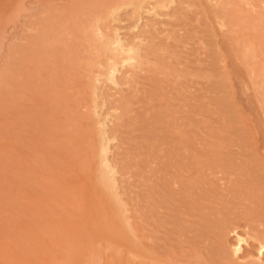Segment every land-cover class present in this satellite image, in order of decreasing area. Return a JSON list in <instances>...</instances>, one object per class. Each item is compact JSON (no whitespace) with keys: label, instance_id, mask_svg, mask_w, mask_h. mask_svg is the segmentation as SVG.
<instances>
[{"label":"bare ground","instance_id":"1","mask_svg":"<svg viewBox=\"0 0 264 264\" xmlns=\"http://www.w3.org/2000/svg\"><path fill=\"white\" fill-rule=\"evenodd\" d=\"M165 2L41 0L30 11L0 67V264H264V141L244 127L230 134L238 112L222 63L228 56L236 72L246 69L264 101V0H217L206 14L214 39L213 26H226L225 50L212 40V69L196 72L211 92L224 91L211 95L213 108L185 98L189 72L155 39L157 21L124 39L106 28L123 5L141 16ZM25 4L0 0V48ZM184 7L172 16L184 18ZM121 70L127 92L116 116L133 111L136 94L147 106L136 118L143 142L122 160L137 182L133 213L98 108L106 103L98 81L119 84ZM179 93L184 103L176 107ZM207 109L223 113V126L195 118Z\"/></svg>","mask_w":264,"mask_h":264},{"label":"rangeland","instance_id":"2","mask_svg":"<svg viewBox=\"0 0 264 264\" xmlns=\"http://www.w3.org/2000/svg\"><path fill=\"white\" fill-rule=\"evenodd\" d=\"M166 1L167 2H165V5L163 7L158 8L157 14L144 12L141 16L133 13V5H123L116 11L115 19L110 21L109 25L106 26V28L108 31H110L111 28L118 30L119 34L124 39L133 37L136 34L143 33L144 28H146V22L157 21V29H160L161 31L158 33V36H156L155 39L158 42L164 41L165 44H168L166 45L169 47V49L175 51V54L170 53L172 55V58H170V60L172 61L171 63L173 64V66H177L182 71L189 72L188 78L185 79V83L187 85L185 98L193 105L195 104V106L203 100L202 102L206 104V106L213 108L214 102L212 103L210 101L214 97H211V95L213 94L215 96L216 94H218V96L222 97L224 95V91H220L216 94L211 92L209 90L210 80L205 76L206 74L196 75V72L210 71V69H212L208 53V51L213 47L212 40L217 43L218 47L225 50L224 41L226 37L224 35L223 30L226 29V26L222 29L218 28L216 25L213 26V33L215 30L214 39L210 31L211 26H209L210 23H212V19L210 16L206 15L211 9L212 5L215 4L217 0H213L211 3H209L210 1L207 0ZM25 3L26 8L27 6L28 8L30 6L31 10L27 8L28 10L26 9V13L24 14L25 17L24 15H22L20 16V20L18 19L19 21H12L9 25L7 24L6 26L3 47L0 48V67L3 66L6 61L7 48L12 43L19 42V40L23 38V33L25 32V30L23 29H25L29 25L28 15L30 11L32 12L34 8L37 9L41 5V0H25ZM179 4L185 5V7L183 8L185 17H180L179 19H177L174 18L172 14L179 7ZM26 14L28 17L26 16ZM169 19L170 21H166ZM15 22L16 24H14ZM174 33L178 35L177 39ZM144 34L145 33H143V35ZM216 43L214 44L216 45ZM222 63L227 66V70L232 76V100L235 101V110L236 112H238V116L235 114L234 117L232 116V118H234L232 122L233 129H230V134L233 133L235 135L240 133L241 131L243 132L242 127H244V129L250 132L253 136H255V138L259 140L260 143L263 142L264 101L257 100L258 97L256 96V89L254 87V84H252L251 78L246 72V69L240 68V70H237L236 72V67L228 56L226 58V61ZM121 72L122 70L119 71L117 74L118 81L121 78ZM237 73L241 76H239ZM236 75H238V77ZM98 82L100 85L98 90L101 92L99 94V100H101L102 97L106 99V103L104 105H99L98 108L106 116L105 121L107 133L111 136L109 144V160L115 165H117V177L119 181L120 190L123 197L129 204L130 213H133V210L136 207V193L138 192V188L136 186L137 182L136 178L131 172L127 175L123 173L125 171L124 163L122 160L124 157L123 155H125V152H127L128 149L131 150L133 149L131 147H138L143 142V123H140V121L136 118L137 116L139 118V114L144 112L147 106H145L144 101L141 100L143 96L141 93L133 95V111L129 115L124 116V118H119L116 116L118 113L122 112V109L119 107V105L121 104L119 99L127 92V85L123 84L120 81L119 84H115L111 81L105 80V78L101 79V81ZM138 86L143 89L146 87V82L143 77L139 78ZM176 96L174 99V104L176 107H180L184 103V95L183 93H179ZM202 102L200 104H202ZM211 105L213 107H211ZM176 115L178 117H181L180 112H177ZM194 116L195 118L196 116H199L197 117V119L199 118L198 120L205 122L210 128L223 126L224 116L222 112L216 114L212 113L210 109H207L204 111V113H195ZM229 118H231V116ZM135 120L137 121L135 122ZM128 122L134 123L133 127L130 126L129 128V126L127 125ZM193 128L196 127H189L188 130L195 131L196 129ZM205 133H207V130ZM219 134L222 135V133ZM260 148L263 149L262 151H264V145ZM240 230L242 232L243 229L241 228ZM243 235L246 236L245 234ZM230 240L232 242H236L234 236H231ZM246 241L247 240L245 239L241 241L242 248L248 245Z\"/></svg>","mask_w":264,"mask_h":264}]
</instances>
